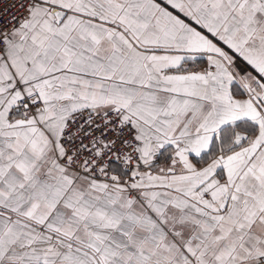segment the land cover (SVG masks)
I'll return each instance as SVG.
<instances>
[{
	"label": "snow or ice",
	"instance_id": "snow-or-ice-1",
	"mask_svg": "<svg viewBox=\"0 0 264 264\" xmlns=\"http://www.w3.org/2000/svg\"><path fill=\"white\" fill-rule=\"evenodd\" d=\"M0 264H264V0H0Z\"/></svg>",
	"mask_w": 264,
	"mask_h": 264
}]
</instances>
